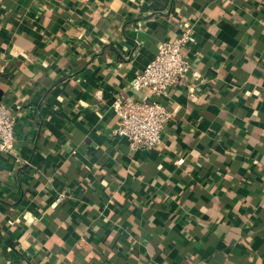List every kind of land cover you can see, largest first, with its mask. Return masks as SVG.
<instances>
[{
	"label": "crops",
	"instance_id": "obj_1",
	"mask_svg": "<svg viewBox=\"0 0 264 264\" xmlns=\"http://www.w3.org/2000/svg\"><path fill=\"white\" fill-rule=\"evenodd\" d=\"M191 28L160 143L118 95ZM0 264H264V0H0ZM62 196L55 204V199Z\"/></svg>",
	"mask_w": 264,
	"mask_h": 264
},
{
	"label": "built area",
	"instance_id": "obj_2",
	"mask_svg": "<svg viewBox=\"0 0 264 264\" xmlns=\"http://www.w3.org/2000/svg\"><path fill=\"white\" fill-rule=\"evenodd\" d=\"M191 35V28L181 26L179 36L161 42L154 58L133 78L131 88L136 92L147 91L152 99L144 97L133 101L118 95L113 100L116 123L110 133L125 141L130 152H149L160 143L162 130L171 115L159 99L165 97L171 88L186 86L191 64L181 50L190 41ZM14 126L13 117L0 103L1 153L13 152ZM61 199L62 196H58L55 204Z\"/></svg>",
	"mask_w": 264,
	"mask_h": 264
},
{
	"label": "trees",
	"instance_id": "obj_3",
	"mask_svg": "<svg viewBox=\"0 0 264 264\" xmlns=\"http://www.w3.org/2000/svg\"><path fill=\"white\" fill-rule=\"evenodd\" d=\"M179 34H180V32H179ZM179 34L178 35H172V36H169V37H167L164 41H171V40H173V39H175L176 37H178L179 36ZM193 39V37H192V35H191V40ZM190 42V41H189ZM188 42V43H189ZM188 43L182 48V54L185 56V58H187V55H186V47H187V45H188ZM188 59V58H187Z\"/></svg>",
	"mask_w": 264,
	"mask_h": 264
}]
</instances>
